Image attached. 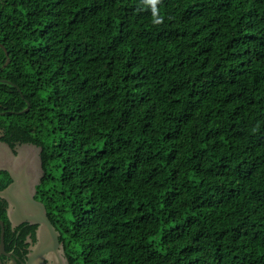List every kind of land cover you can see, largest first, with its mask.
I'll return each mask as SVG.
<instances>
[{
	"label": "trees",
	"instance_id": "1",
	"mask_svg": "<svg viewBox=\"0 0 264 264\" xmlns=\"http://www.w3.org/2000/svg\"><path fill=\"white\" fill-rule=\"evenodd\" d=\"M1 64L67 264H264V0H0Z\"/></svg>",
	"mask_w": 264,
	"mask_h": 264
},
{
	"label": "water",
	"instance_id": "2",
	"mask_svg": "<svg viewBox=\"0 0 264 264\" xmlns=\"http://www.w3.org/2000/svg\"><path fill=\"white\" fill-rule=\"evenodd\" d=\"M8 61V60H7ZM7 63V62H6ZM29 108L27 104L23 111ZM3 148L8 149V145L4 141H0ZM4 149H0V158L4 156ZM40 147L33 144L24 145L19 148L17 156L13 153H7V163L2 165L0 169L9 174L11 183L0 190V198L7 201L10 205L8 212L9 219L13 224L20 222H29L37 225L39 244L36 254L42 256V250L50 248L52 250L59 249L60 253L64 255L63 244L58 240L59 232L52 225L49 220L44 204L34 199L36 193V185L39 184L40 178L36 176V165L38 160V167L43 173L40 162ZM32 159L35 160L32 164ZM1 243L4 234L3 221L0 219ZM65 257L61 258V264H65ZM67 264V261H66Z\"/></svg>",
	"mask_w": 264,
	"mask_h": 264
},
{
	"label": "flooded vegetation",
	"instance_id": "3",
	"mask_svg": "<svg viewBox=\"0 0 264 264\" xmlns=\"http://www.w3.org/2000/svg\"><path fill=\"white\" fill-rule=\"evenodd\" d=\"M5 51V50H4ZM8 56V53L6 54ZM11 57V56H10ZM10 57L7 58L10 61ZM9 61H6L7 63ZM6 64H1L0 67L3 68ZM2 72L0 73V91H11L10 89L5 88L3 84H9L10 86H14V84L10 83L8 79H4L2 77ZM28 104V103H27ZM29 105V104H28ZM3 107H1L0 104V116L1 114L4 115L6 111H11L15 112V110H2ZM26 107L23 108V110ZM29 109V108H28ZM27 109V110H28ZM23 110L19 111L23 112ZM26 110V111H27ZM3 130L0 128V136H3ZM1 141V140H0ZM6 143V142H5ZM7 148H3L0 145V149H4V156L0 158V163L4 165L7 163L6 156H8L7 153H13L14 156H17V152L19 148H22L24 145L28 144H15L14 147L9 146L8 143ZM34 161L32 159V164H34ZM41 162V159H40ZM41 165V164H40ZM42 167V165H41ZM37 173L36 176L37 178H41V171L39 170L38 167V160H37V165H36ZM9 178L8 184L5 186L7 187L11 183V179L9 177V174L6 171H3L0 169V186L2 185V181L7 180ZM38 185V184H37ZM0 188V190L4 189ZM34 199L37 200L36 198V193L34 194ZM0 204L4 208V214L5 218L4 220L6 222V227L9 225V230L7 229L4 230L3 234V240L1 243V231H0V264H61V258L64 257L63 253H60L59 249L52 250L48 248V250L45 248L42 250V256L40 254L34 255L38 248L40 246L39 244V236H38V227L37 225L31 224L29 222H20L13 224L10 219H9V209H10V204L5 201L4 199L0 198ZM21 235H24L23 238H20ZM58 240L60 241L59 237ZM12 244V245H11ZM66 264V261H65Z\"/></svg>",
	"mask_w": 264,
	"mask_h": 264
},
{
	"label": "clouds",
	"instance_id": "4",
	"mask_svg": "<svg viewBox=\"0 0 264 264\" xmlns=\"http://www.w3.org/2000/svg\"><path fill=\"white\" fill-rule=\"evenodd\" d=\"M7 54V53H6ZM9 61V60H8ZM37 186V185H36ZM35 189H36V187H35ZM2 220V219H1ZM3 221V225H4V229L6 228V222L4 221V220H2Z\"/></svg>",
	"mask_w": 264,
	"mask_h": 264
}]
</instances>
